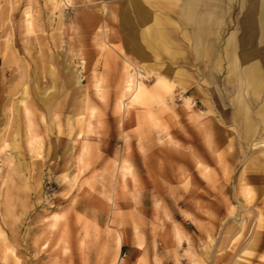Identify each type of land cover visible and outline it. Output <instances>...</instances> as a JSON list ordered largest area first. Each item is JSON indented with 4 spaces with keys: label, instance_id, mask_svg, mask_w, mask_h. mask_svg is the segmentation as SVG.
Here are the masks:
<instances>
[{
    "label": "rangeland",
    "instance_id": "obj_1",
    "mask_svg": "<svg viewBox=\"0 0 264 264\" xmlns=\"http://www.w3.org/2000/svg\"><path fill=\"white\" fill-rule=\"evenodd\" d=\"M183 1L0 0V264H264L244 0L207 51Z\"/></svg>",
    "mask_w": 264,
    "mask_h": 264
},
{
    "label": "crops",
    "instance_id": "obj_2",
    "mask_svg": "<svg viewBox=\"0 0 264 264\" xmlns=\"http://www.w3.org/2000/svg\"><path fill=\"white\" fill-rule=\"evenodd\" d=\"M231 1L233 0H184L182 2L180 9H187L188 16L193 14L198 19L203 18L204 20V24L199 25L196 22H191L189 19V24L194 27L193 33L198 34L196 37L197 42L202 40L199 38V33L203 32V41L205 42L203 48L205 51L207 49H216V43L220 39L223 42L222 32L224 31L222 28L226 24V17L231 13ZM242 6L245 9V14L241 19L237 20L238 27L240 28H236L229 34L226 41H224L226 45L223 48L227 50L228 44H234L237 51L236 55H234L235 58H240L245 49L246 51H251L254 54V60L252 62L262 65L260 59L263 57L262 61L264 64V53L261 55L262 52L259 53V48L264 43V0H244ZM150 33L156 34L158 32L152 29ZM244 37H248L249 39L246 44L243 42ZM238 51L242 52L238 53ZM209 79L211 81V78Z\"/></svg>",
    "mask_w": 264,
    "mask_h": 264
},
{
    "label": "bare ground",
    "instance_id": "obj_3",
    "mask_svg": "<svg viewBox=\"0 0 264 264\" xmlns=\"http://www.w3.org/2000/svg\"><path fill=\"white\" fill-rule=\"evenodd\" d=\"M68 2V1H67ZM66 2H64L65 4ZM69 3V2H68ZM70 4V3H69ZM69 4H65V5H69ZM30 14V13H29ZM27 17L29 18L30 16L27 15ZM190 19L191 22H196L197 24L199 25H203L204 24V20L203 18L202 19H198L196 15H189L188 16V20ZM27 23L30 25L31 21L30 19L27 20ZM222 23V22H221ZM122 24L123 25H130L131 24V21L129 19V17L124 14L123 18H122ZM203 33V32H202ZM202 33H199V38H203L204 34ZM223 33V32H222ZM150 38L151 40L154 42V41H159V42H166L165 39L163 37H161L159 34H154V33H150ZM248 37H244L243 38V42L244 44H246V42H248ZM204 42V41H203ZM165 44V43H164ZM245 46V45H244ZM206 48V47H205ZM226 53H227V56L228 58L230 59V64L232 65L231 67H237V62H236V59H239V58H235L234 55H236L237 51L235 49V46L234 44H228V49L226 50ZM242 60L244 61V65H245V68L242 69V75L244 76L242 78L243 81H245L246 83V86L248 87V90H251L253 92H258V91H263L264 90V78H263V71H262V68L259 64H256V63H253L252 61L254 60V54L253 52L251 51H246L243 50L242 52ZM224 54V53H223ZM235 65V66H234ZM235 67V68H236ZM238 68V67H237ZM137 82V81H136ZM141 83V82H140ZM139 83V84H140ZM136 85V84H135ZM138 85V84H137ZM134 88V94L137 96V95H140V93L143 91V88L138 85ZM238 86V85H237ZM242 91V90H241ZM239 97V96H238ZM238 99V98H237ZM239 100V99H238ZM237 100V101H238ZM245 110L243 107H239L237 109L238 111V114L241 115L240 113H243ZM261 112L263 113L264 112V105L261 109ZM198 117V116H197ZM198 119V118H197ZM245 127H244V138L246 140H248L249 136H250V133H251V126H246V124H244ZM244 141V140H243ZM127 162V161H126Z\"/></svg>",
    "mask_w": 264,
    "mask_h": 264
}]
</instances>
